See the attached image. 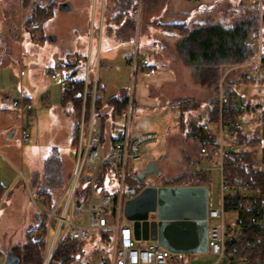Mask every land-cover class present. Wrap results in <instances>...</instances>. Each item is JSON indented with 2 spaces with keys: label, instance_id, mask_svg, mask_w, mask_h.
<instances>
[{
  "label": "rangeland",
  "instance_id": "374dc122",
  "mask_svg": "<svg viewBox=\"0 0 264 264\" xmlns=\"http://www.w3.org/2000/svg\"><path fill=\"white\" fill-rule=\"evenodd\" d=\"M43 1L41 6L44 8V13L40 16L39 13L36 15L35 6L29 0V8L32 13L27 19V28L32 27L34 31L25 29L18 32L13 24L16 21L18 1L0 0V23L2 22V26L6 28L5 26L11 21L13 23L10 25L15 27L11 35L0 36V94H13V96L19 97L23 96L22 93L26 90L29 91L32 98L30 110H28L24 121H21V109H0V137L10 139L16 143L17 150L21 151L22 147L19 145L22 143L21 131L27 130L29 135L27 146L23 145L21 151L23 163L18 165L19 169L17 167V170L8 164L6 153L0 148V182L6 189V194L0 200V264H5L10 252L16 253L13 250L16 246H23L26 234L30 229L41 225L38 207L43 208L44 205L39 192L41 189L54 188L47 186V178L52 173L51 170H57L61 181L55 190L51 191V193L55 192L54 198L56 193L64 189L72 172L75 154L72 136L77 120L72 108H62L64 88L60 84L63 72L61 66L74 62L81 55L83 57L87 54L91 32L93 35L95 34L93 44L96 43L97 27L103 5V0ZM64 2L72 4L70 11L61 12L59 10V5ZM55 3L52 15L43 20V16L49 13V6ZM253 3L259 5V12L260 9L264 10L263 0H253ZM108 5L109 0H104L107 11ZM137 11L135 0V5L127 9L123 15L124 20L121 27L123 30L121 31L124 32L126 38L128 37L125 39L127 42L131 37L130 30L134 25ZM251 12L248 10L250 15L254 13V11L252 14ZM263 15L264 13L260 12L259 27L264 19ZM107 20L108 18L105 25L108 24ZM49 36H55L56 40H49ZM127 49L128 45L125 44L118 50L117 61H115L117 64L124 63L122 59H124L123 55L128 51ZM263 57L264 40L261 49L258 44L257 53L250 61L220 68V77L216 84L222 82L224 87L227 84H232L231 93L248 103L255 104L259 110L263 111ZM89 65L92 77L97 69L100 82L105 83L106 95L109 96V94L112 95L127 88L126 85L129 84L127 75L113 72L106 79L98 64L95 65L90 59ZM21 68L27 74L23 84L20 77ZM53 69H55L58 79L54 80L48 75ZM215 79L216 75L214 78L202 81L188 80L186 86L183 84L179 86L178 92L175 93L181 97V100H186L184 97L190 98L189 101L184 102L183 106L171 103L169 100L156 106H143L142 104L138 106V114L151 113L148 116L142 115L138 120L139 125L146 131L157 133L158 139L143 146L142 159L134 165L135 173L130 170L129 187L132 192L137 190L138 185L131 179H138V173L149 160H156L161 172L158 176L148 175L146 184L164 185L165 182L188 173L189 163H193L199 155L200 143L187 133L197 130L205 121L206 113L212 105L211 101L215 99L216 95L215 89L211 87ZM197 83L199 84L196 85ZM63 110H65L64 113ZM252 113L251 111L245 113V120L241 128L248 137L261 136L263 122L257 124L255 115L252 116ZM106 147L105 149L108 151L109 146ZM250 149L260 154L261 146ZM51 156H55L58 162L51 160L50 169H47L46 163ZM217 164L218 162L208 163L207 166H216ZM258 167L264 169L263 164H259ZM207 175L209 178L207 184L208 205L216 207L220 202L219 171L213 169L208 171ZM110 178L112 177H108L107 180ZM194 184V180L185 183L186 186ZM99 194L100 184L98 183L96 195ZM155 214V212H151L150 217L154 218ZM235 217V213L228 212L225 214V222L231 224L235 221ZM123 223L131 225L125 214ZM210 223H215V220H210ZM42 230L35 232L32 239ZM111 256L112 245L109 237L100 231H93L88 240L78 242L77 254L71 264H105L110 261ZM179 256L186 264H213L216 261V256L211 255L208 251L180 253Z\"/></svg>",
  "mask_w": 264,
  "mask_h": 264
},
{
  "label": "built area",
  "instance_id": "2783aa9c",
  "mask_svg": "<svg viewBox=\"0 0 264 264\" xmlns=\"http://www.w3.org/2000/svg\"><path fill=\"white\" fill-rule=\"evenodd\" d=\"M143 2L144 0H136L139 13ZM90 37H93V32ZM126 60L132 74L121 113L122 131L106 151L107 147L102 144L97 134L96 101L99 96V79L97 69L93 77L91 75L90 52L87 54L82 111L78 121V139L74 147L72 172L66 186L52 204H48L47 196L41 197L43 208H39L36 204L45 225L43 230L33 237L37 241L45 239L46 250L42 264L51 263L56 249L66 238L73 242L88 240L93 231L107 234L110 239L112 256L105 264H186L180 254L172 253L160 246L157 241L136 239L133 226L123 223L125 203L129 199L128 194L132 192L129 187L130 170L135 173L134 165L142 159L143 146L158 139V134L155 132L134 130L138 75L150 63V60L142 54L136 39ZM21 74H24L23 70ZM48 75L54 80L58 79L55 69ZM60 84L63 88L69 86L63 72ZM226 88L223 84L220 85L218 121L212 123L207 120L200 126L203 133H212L218 148L213 151L208 146H201L199 157L194 161L192 168L195 173H208L213 169L219 171L220 202L216 207H209L207 212V251L216 256L213 264H264L262 259L248 261L226 254V245L236 239L246 224L236 221L231 224L225 222V199L229 197L242 200L245 202L246 210L251 211L261 195L260 186L247 180L231 182L226 167L238 168L244 161V155L241 153L243 149H237L231 140L234 139L236 130L242 127L246 112H253L252 116L255 115L257 124L263 122L262 111L255 104L239 98L230 90L226 91ZM2 101L13 109L23 107V96L3 95ZM88 103L89 110H87ZM22 137L24 140L29 138L26 130L22 131ZM228 151H236L230 161L227 159ZM215 162H218L216 166H207L208 163ZM108 177L112 178L107 180ZM84 178H87L86 181H83ZM98 183L100 194L97 196ZM262 209L260 216L251 217L248 226L264 229V206ZM210 220H215V223H210Z\"/></svg>",
  "mask_w": 264,
  "mask_h": 264
},
{
  "label": "crops",
  "instance_id": "0c3cea01",
  "mask_svg": "<svg viewBox=\"0 0 264 264\" xmlns=\"http://www.w3.org/2000/svg\"><path fill=\"white\" fill-rule=\"evenodd\" d=\"M17 1L18 8L16 21L14 23L10 21L9 24L5 26L6 28L2 26L1 22L0 36H4L6 34L11 35L12 31L14 30L13 28L15 27L17 28L18 32H21L25 29L28 31H34L32 30V27L30 29L27 28V19L29 15H31L30 13H32V10L29 8V3H27L28 0ZM31 1L35 6L36 15H38L37 10L39 8H43L41 4L44 3V1ZM120 1L121 0H109V8L107 11L106 7L104 6L103 0V5L101 8V18L96 33V43L93 44L95 37L94 34L93 37H90L88 52H90V59L95 63V65L98 64L100 71L103 70L106 79H108L109 76L113 74V72H120L123 75H127L128 81H130L132 70L126 60V56L131 52L133 41L135 39L138 41L141 47L142 54L150 60L149 65L144 68V70L138 75L136 95L137 107L134 119V130L136 132L146 131L139 125L138 120L144 114L145 116L151 114L150 112H143L141 115L138 114V106H140L141 104L143 106H156L166 100H169L171 103H177V100L181 99V97L176 94L178 92L177 90L179 86H182V84L186 86V82L188 80L202 81L205 79L214 78V76L216 75V79L215 81H213V85L211 87L215 89V99L217 98L218 100L220 85L222 82L217 84L216 82L220 77V68H225L226 65H221L219 67H195L193 65H189L183 59L178 48L179 42L184 36L181 31L183 28H186L187 31H191L198 27H204L207 25H221L223 28H232L237 22H240L241 20H244L251 16L248 13V10L252 12L254 11L253 0H144L141 8L142 13L137 12L138 14H136L134 25L130 30L131 37L129 39V42L125 41V39H127L128 37L126 38L124 36V32L121 31L123 30L121 29V27L123 26L122 23L124 20V16L122 18L119 17V13H121L124 7L123 5H121ZM260 12L262 14L264 13V10L260 9ZM107 18L108 24L105 25ZM40 22L42 23L41 20ZM10 23H13L15 27L10 25ZM263 23L264 22L260 24L258 33V42L260 45V49L263 45L264 40ZM125 44L128 45V51L123 55L124 59H122V62L124 63L119 65L115 62L117 61V52ZM262 64L264 65V63ZM22 70L23 68H21L20 70V77L23 84L24 77L27 74L24 72V74L22 75ZM99 83L102 86V91L100 93L102 106L100 108L101 110L97 112V134L102 141V144L110 147L122 131V118L121 114L118 113V106L111 104L109 101L112 98L124 99L127 88L123 89L122 91H118L115 94H109L108 96L106 95L107 89L105 83L100 82V80ZM198 84L199 83H197L196 85ZM3 95L6 94H0V109L2 110L11 108L9 105L3 103ZM22 95L23 107L19 109H21L22 111L21 121H24L28 110H30L29 108L32 102V98L29 91L26 90H24ZM62 108L66 109L72 107L70 105L62 103ZM71 110L74 111L73 108ZM64 111L65 110H63V113ZM37 121H39L38 118ZM28 139L24 140L22 137V143H19V145L22 148L24 147L23 145L27 146L26 142L28 141ZM0 148L6 153V160L8 164L11 165L15 170H17L18 165H22L21 163H23L21 153L22 148L21 151L17 150L16 143L12 142L10 139L2 137H0ZM198 157L199 155L194 159V161ZM138 194L139 193H137V195ZM208 200L207 190V205ZM209 207L212 206L208 205V208Z\"/></svg>",
  "mask_w": 264,
  "mask_h": 264
},
{
  "label": "trees",
  "instance_id": "16d2710c",
  "mask_svg": "<svg viewBox=\"0 0 264 264\" xmlns=\"http://www.w3.org/2000/svg\"><path fill=\"white\" fill-rule=\"evenodd\" d=\"M29 3V0L27 1ZM121 5H123V11L119 16L123 17L127 9L135 5V0H121ZM56 6V3L49 6V13L43 16V20H46L52 14V10ZM39 8V7H38ZM51 8V9H50ZM254 13L244 20L237 22L232 28H223L221 25H207L204 27H198L191 31H187L186 28L182 29L184 34L183 38L179 42V52L183 59L189 64L197 67H207V66H221L226 65L234 66L238 64L250 61L255 57L258 49V33H259V5L254 4ZM37 12L43 15L44 9L39 8ZM264 16V15H263ZM45 18V19H44ZM264 22V19L262 20ZM251 42H248V40ZM264 59V58H263ZM87 54L80 58H77L74 62L65 63L61 66L62 71L69 82V86L64 88L63 91V103L70 105L75 112L76 119L79 121V117L82 111V96L84 90V74L86 68ZM232 87V84H227L226 87ZM102 91V86L98 85V93L96 101V111L101 110L102 102L100 93ZM186 100H177V103L182 105L185 101H189L190 98H185ZM91 102V100H90ZM111 104L118 106V113L121 114L125 105L124 99L112 98L109 101ZM211 107L206 113L205 121H210L216 123L218 121V100L213 99L211 101ZM90 109V104L87 105V110ZM263 114V125H264V110ZM190 137H194L198 140L201 146H208L213 151L217 150V146L214 142V136L212 133H203L200 127L192 132L187 133ZM78 139V122L75 126L73 136H72V146L75 147ZM231 143L235 147L242 148L244 155L243 164L234 168L232 166H227L226 171L229 173L232 183H237L241 180H247L254 185H258L261 188V195L256 201L253 210L249 211L245 208V202L239 199L226 198L224 204L225 214L228 212H233L236 214V222L244 223L242 231L236 237V239L226 245V254L230 257L236 259H246L248 261H254L256 259L264 260V229L248 226V222L253 216H260L263 212L262 206H264V169L258 167L259 164L264 165V127L261 136L248 137L246 132L239 128L236 130L234 139ZM261 146L260 154H257L254 148ZM200 149V148H199ZM236 152V151H235ZM234 151H228L227 159L230 161L231 157L235 154ZM55 158V159H54ZM260 159V160H259ZM56 161L58 159L55 156H51L46 163L47 169H50V162ZM189 172L187 174L176 177L175 179L165 182L166 187H179L186 186L185 183L194 180L195 184L192 187H203L207 190V184L209 178L207 172H193V163L188 165ZM51 174L47 178V186L54 188L41 189L39 196L48 197V204H52L56 197L61 193H56L54 198V193L56 186L61 183L56 169L51 170ZM139 183L137 180H132ZM130 182V181H129ZM141 190L138 186L137 190L130 192L128 198H132L137 195ZM6 193L5 187L0 184V200L4 197ZM41 225L37 228L30 229L26 234V241L23 246H16L13 250L15 256L18 257L17 264H42L46 243L45 239L34 240L32 236L35 232L40 231L44 228V219L40 216ZM107 235V234H104ZM78 242H73L66 238L63 240L58 248L56 249L54 256L50 264H71L77 254ZM13 252V251H12Z\"/></svg>",
  "mask_w": 264,
  "mask_h": 264
},
{
  "label": "water",
  "instance_id": "95a60500",
  "mask_svg": "<svg viewBox=\"0 0 264 264\" xmlns=\"http://www.w3.org/2000/svg\"><path fill=\"white\" fill-rule=\"evenodd\" d=\"M71 7L70 2H64L59 5V10L66 12ZM48 39L55 41L56 37L49 36ZM230 89L228 86L226 91ZM160 172L158 163L149 160L138 173V179L143 181L146 175L158 176ZM151 212L156 213L154 218L150 217ZM207 212L206 188L192 186L145 187L126 201L124 210L136 239L157 241L165 249L179 254L207 251ZM18 260L10 252L5 264H15Z\"/></svg>",
  "mask_w": 264,
  "mask_h": 264
},
{
  "label": "flooded vegetation",
  "instance_id": "af4514ba",
  "mask_svg": "<svg viewBox=\"0 0 264 264\" xmlns=\"http://www.w3.org/2000/svg\"><path fill=\"white\" fill-rule=\"evenodd\" d=\"M144 169V168H143ZM142 169V170H143ZM141 170V171H142ZM148 175H146L145 176V179L143 180V181H140L139 180V183H138V186H140L141 187V190H140V192L145 188V187H148V186H156V187H165L164 185H150V184H146V177H147ZM139 192V193H140Z\"/></svg>",
  "mask_w": 264,
  "mask_h": 264
}]
</instances>
